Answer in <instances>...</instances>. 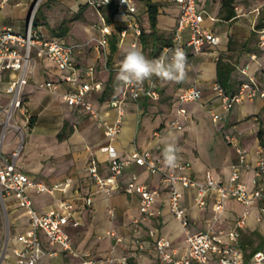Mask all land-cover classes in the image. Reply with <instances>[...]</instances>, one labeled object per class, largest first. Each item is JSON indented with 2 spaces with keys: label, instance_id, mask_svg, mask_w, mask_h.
<instances>
[{
  "label": "crops",
  "instance_id": "1",
  "mask_svg": "<svg viewBox=\"0 0 264 264\" xmlns=\"http://www.w3.org/2000/svg\"><path fill=\"white\" fill-rule=\"evenodd\" d=\"M154 1L161 2L157 17L158 33H164L170 26L171 39L177 23L178 6L168 0ZM32 2L33 0H0V32L4 28H11L19 33L25 32ZM133 2L137 11L130 18H142L143 25L148 27L146 1L133 0ZM200 2L202 10L206 12L203 25L219 36L220 44L217 47L205 45L201 52H194L190 47L186 48L185 80L176 83L155 77L160 93L159 99L141 97L133 100L125 94L124 83L117 81L118 68L127 50L131 48L133 35L121 34L117 52L109 60L107 59L108 48L101 46L98 41L102 35L101 27L106 22L103 12L109 5L104 6V9H96L86 4V0H45L46 10H40L41 14L38 18L41 22L34 27L48 36H60L64 41L75 45L73 59L77 68L81 69L80 81L90 79L88 71L92 66L94 79L102 84L101 89L87 94L99 112L97 117L81 106H69L62 99L61 91L53 92L39 86V82L46 79L58 80L61 75V72L46 60L38 61L35 75L24 92L29 117L33 124L25 129V140L17 159V166L30 177L49 184L69 176L73 177L72 187L67 194L61 191L54 194L33 191L30 197L33 207L40 212L55 208L57 201L63 197L73 201L80 225L69 226L68 231L73 247L79 251H89L92 256L101 257L114 248L118 256L127 255L128 260L134 264H153L155 252L150 251L152 241L147 235V229L155 226L162 236L171 240L172 246L176 249V257L189 256L184 231L166 203L167 186L159 183L158 175L151 174L142 166L132 162L123 169L117 181L106 178L107 154L101 148L108 145L110 140L105 135V122L113 124L117 119L121 121V131L112 141L120 157L128 158L136 149H150L154 155L161 156L164 161V148L172 144L176 149L177 161L190 162L192 165L191 169L184 172L199 180H204V173L210 170L218 180L228 181L231 165L236 161L237 156L234 147L225 138L226 133L238 134L240 144L250 151L251 158H256L258 152L264 155V146L260 142L261 131L264 136L262 101L258 98L245 99L235 105L231 111L225 112L221 99L213 90V84L217 80L219 50L233 52L232 49L227 48L230 38L248 39L253 30V22L255 20L257 22L259 14L256 15L253 10L242 18L236 11L233 19L225 20L219 15L221 0ZM259 7L255 6L253 9ZM123 15L119 11L115 13L113 18L116 24L126 26L118 20L125 16ZM89 18H94L95 23H89L92 21ZM61 25L68 26V31L63 36L58 34ZM255 46L252 51H242L239 56L241 62L233 63L235 69L231 73V81L234 87L229 92L236 91L241 82L249 76L256 77L259 83L264 82L262 73L264 48L258 46V40ZM141 47L143 51V46ZM252 53L257 55L254 60L251 59ZM225 60L231 62L228 57ZM248 64L250 65L248 74H243L241 70ZM8 75V73L0 74V94L4 102L9 97L2 92ZM109 80L117 85L114 90L117 97L100 100ZM192 85L202 90L201 100L180 105L177 100L178 92ZM112 99L120 100L119 107L109 104ZM211 112L222 113L223 119L214 125ZM16 117L24 124L25 118L20 111H17ZM178 120L183 126L182 129L174 125ZM156 130L160 131V137L154 136ZM18 142V137L9 132L3 143L2 152L10 153ZM202 142L206 144L203 145ZM221 145L227 148L225 152H220ZM92 159L96 160L99 173L106 178V184L113 187L109 194L97 191L98 184L88 171ZM168 167L172 169V166ZM134 174L137 175L138 182L161 191V196L154 205L160 213L138 228L133 220L138 216L139 196L125 191V187L133 181ZM251 174L252 171L243 170V180L249 186H251ZM178 188L181 192V205L188 210L190 229L193 232L208 229L209 223L217 214L214 209L216 194L210 192L207 204L198 207L194 200L196 195L194 188L182 185ZM88 196L92 197L91 204L86 203ZM243 210L242 203L235 198H228L221 219L214 225L215 228L231 229L236 217ZM29 225V210L20 207L13 194L0 197V241L3 240L0 264H18L14 255V249L20 244L17 237L27 231ZM110 230L122 236L123 240L118 242L114 236L108 234ZM137 237L143 240L146 247L142 255H138L136 251L134 240ZM239 243L247 260L251 259L255 251L264 250V212L258 205H255L248 215L246 226L241 230ZM43 246L46 251L43 260L49 264H84L81 257L63 250L57 244H49L45 236H43ZM211 264L217 263L212 261Z\"/></svg>",
  "mask_w": 264,
  "mask_h": 264
},
{
  "label": "built area",
  "instance_id": "2",
  "mask_svg": "<svg viewBox=\"0 0 264 264\" xmlns=\"http://www.w3.org/2000/svg\"><path fill=\"white\" fill-rule=\"evenodd\" d=\"M178 6L177 23L173 36L168 45L164 46L159 57L165 55L171 59L176 48L181 49L186 55V48L190 47L194 52H201L205 45L217 47L220 38L210 29L203 25L206 12L198 9L199 0H168ZM86 4L101 9L107 5H117L118 11L128 18V23L121 34L125 35L128 30L132 31L131 47L136 46L142 50L140 36L142 29L136 18H130L137 9L133 0H86ZM238 16L245 15L235 7ZM256 15L259 8L254 9ZM256 18V17H255ZM253 30L257 32L258 46L264 48V28H256V20L253 22ZM111 32L110 27L105 24L101 27V38L99 44L107 45V35ZM75 45L70 44L60 36H48L36 29L33 25V15L27 19L25 32L19 33L11 28H4L0 32V74L8 73V79L2 90L7 94L8 100L4 102L0 94V197L5 194H13L20 207L26 208L30 212V225L27 231L18 235L19 246L14 249V255L18 264H49L43 260L45 248L43 246V236L51 245H59L63 250L70 251L82 258L84 264H128V256H118L115 249H111L108 254L101 257L92 256L89 251H79L71 243V236L68 231L69 226L80 225L79 215L73 201L68 197H63L57 201L55 208L45 212H40L33 207L31 192L51 193L61 191L67 194L72 187L73 177H66L64 180L46 183L45 181L34 179L17 166V159L23 148L26 131L30 125L31 118L28 113V104L24 98L25 88L34 77L38 61L46 60L61 72L58 80L46 79L39 82V86L53 92L61 91L62 99L71 107L81 106L94 116H99L94 103L87 97L93 90L102 88L100 81L94 79V68H89L90 79L80 81L76 74V64L73 59ZM256 53L251 54V59H256ZM250 65L242 68L243 74H248ZM119 70V68H118ZM264 75V68H263ZM65 86V87H63ZM63 88V90H61ZM125 94L133 100L141 97L159 99L160 93L157 89L156 78L145 81L142 86L124 84ZM213 90L221 99L225 112L231 111L235 105L245 99H260L264 106V82L259 83L256 77L249 76L243 80L238 89L233 92L226 91L216 80ZM202 98V90L197 86H187L182 88L177 94L180 105L189 102L199 101ZM109 104L119 107L120 100L112 99ZM20 111L25 118V122L17 120L16 113ZM184 112V109L181 108ZM211 119L219 123L223 119V114L211 112ZM175 127L182 129L179 120L174 122ZM122 128L120 119L113 124L105 122V135L110 143L101 149L107 154L108 178L117 181L123 169L134 162L145 168L149 173L159 176V183L167 186V206L169 211L179 222L184 231V240L187 244L189 256L176 257V249L172 246L169 238L162 236L159 229L150 226L147 235L152 241L150 251L155 252L154 264H264V250H257L250 260H247L239 243L241 230L246 226L247 217L252 208L258 205L264 212V155L258 152L256 158L250 157V151L239 142L238 134L229 132L225 134L226 140L234 147L236 161L231 165L228 181H220L208 170L204 173V180H199L184 171L191 169L190 162L176 161V165L169 169L161 156L154 155L150 149L134 150L128 158H122L118 154L116 147L112 144ZM12 132L18 137V144L8 154L2 152V146L6 135ZM154 136L160 137V131H154ZM252 171L250 184L243 180V170ZM89 173L98 184L97 191L109 194L113 187L106 184V178L98 170L95 159L91 160L88 167ZM179 185L192 187L196 191L195 204L204 207L207 204V197L210 192L216 194L214 209L217 214L206 230L192 231L189 227V214L186 207L181 205V192ZM128 193H135L139 196L138 216L133 220L136 227L149 221L160 213L154 208L155 203L161 196L158 188H151L145 183L137 181V175H133V181L126 187ZM235 198L244 205V210L236 217L233 227L229 230L215 228V223L221 219L225 209V202L228 198ZM86 203H92V197L86 198ZM108 234L114 236L118 242L123 237L116 235L113 230ZM136 251L142 255L146 250L143 240L135 238ZM54 254V252H52Z\"/></svg>",
  "mask_w": 264,
  "mask_h": 264
},
{
  "label": "trees",
  "instance_id": "3",
  "mask_svg": "<svg viewBox=\"0 0 264 264\" xmlns=\"http://www.w3.org/2000/svg\"><path fill=\"white\" fill-rule=\"evenodd\" d=\"M147 4V15H148V28H149V37L151 39V50L154 51L152 58H159L161 52V48L164 46L168 45L171 41V39L167 41H161V35L158 33L157 29V17L159 14V8L161 6V2L159 1H154V0H145ZM221 8L219 11V15L222 19L225 20H230L233 19L236 16V10H235V0H221ZM101 9H104L102 7ZM118 12V6L117 5H109L104 9L103 15L105 18V21L107 25L110 27L111 32L107 35V45L106 47L108 48L107 50V59L109 60L110 57L117 52L118 50V40L119 36L121 35L122 31L125 29L126 26L119 25L115 23L114 20V15L115 13ZM33 25L37 26L38 22L33 20ZM256 28L261 29L264 28V18H258L256 22ZM61 31L58 33L59 35L63 36L65 33L68 31V26L66 25H61L60 26ZM254 35L256 36V42L258 39L257 32L255 30ZM144 31H142L141 36H140V43L144 47H146V41L144 43L143 38H144ZM160 42V43H159ZM233 43L234 40L232 38L229 39L227 48L233 49ZM145 44V45H144ZM160 44V46H159ZM145 47L143 48V53L145 50ZM254 47H251L249 45V40H246L243 44V50L247 51H252L255 49ZM235 65L230 62L229 60H225L222 56H219L217 60V80L219 83L225 88L226 91H230L233 89L234 84L231 81V73L234 71ZM120 82V81H119ZM121 83V82H120ZM117 85L113 83L112 80H109L102 92V95L100 97V100H104L107 98H116L117 94L114 93V90L116 89ZM33 124V121H30V125ZM260 142L261 145L264 146V136H262V131L260 132ZM256 250V249H255Z\"/></svg>",
  "mask_w": 264,
  "mask_h": 264
},
{
  "label": "clouds",
  "instance_id": "4",
  "mask_svg": "<svg viewBox=\"0 0 264 264\" xmlns=\"http://www.w3.org/2000/svg\"><path fill=\"white\" fill-rule=\"evenodd\" d=\"M187 75V58L185 53L176 48L171 59L165 55L157 59L147 58L143 51L136 46L127 50L116 76L117 81L128 85L142 86L145 81H151L153 77L158 79L180 83ZM176 149L172 144L164 148V162L168 166L176 165Z\"/></svg>",
  "mask_w": 264,
  "mask_h": 264
},
{
  "label": "rangeland",
  "instance_id": "5",
  "mask_svg": "<svg viewBox=\"0 0 264 264\" xmlns=\"http://www.w3.org/2000/svg\"><path fill=\"white\" fill-rule=\"evenodd\" d=\"M201 0H199V10H202V4L200 2ZM235 7H237L239 9L240 12L244 13L245 15H249L254 9L253 7L255 6H260V13L257 17L258 18H264V0H235ZM45 0H33L32 2V5H31V8H30V13L28 16H30V14L33 15V20L37 21L38 23L41 22V19H39L38 17L40 16V10L43 9V10H46L45 9ZM122 15V14H121ZM245 15H242V18L243 16ZM254 15V14H253ZM124 16V15H123ZM128 18L129 17H123V18H120L118 19L119 22L121 24H125L127 26V23H128ZM89 20H92L91 22L89 23H95V20L94 18H89ZM137 20L139 21L140 23V26H141V29L142 31H144L145 35H144V38H143V41L145 43L146 41V47H145V50H144V55L149 58V59H153L152 58V55H153V52L151 50V39L149 37V28L145 25H143V19L142 18H137ZM43 30H46L45 27L41 26ZM25 28H23V31H24ZM127 34H130L132 35V31H127ZM161 35V41H167L170 39L171 37V29H170V26L168 28L165 29L164 33H160ZM246 40H249V45L251 47H254L255 43H256V36L254 35V31L251 30V35L248 39ZM246 40H234V43H233V52L232 51H227V50H219V54L220 56L224 57V58H229L231 60L232 63H235L237 61L241 62V58L239 59V56L240 54L242 53L243 50V44ZM99 42V41H98ZM160 43V42H159ZM144 44V45H145ZM160 46V44H159ZM143 47V48H144ZM162 49L160 50V52H162ZM250 56V54H248V57ZM239 59V60H238ZM250 59V58H248ZM243 60V59H242ZM80 72H81V69L80 68H76V74L79 76L80 75ZM239 77H241V74L239 75ZM123 94V93H122ZM212 123L215 125L217 123L213 122ZM203 145L206 144L205 142H202ZM227 150V148L225 146H222L221 145V150L220 152ZM209 155V154H207ZM211 156V155H210ZM2 244H3V240L0 241V257H1V253H2ZM133 262L132 261H129V264H132ZM134 264V263H133ZM154 264V263H153Z\"/></svg>",
  "mask_w": 264,
  "mask_h": 264
}]
</instances>
